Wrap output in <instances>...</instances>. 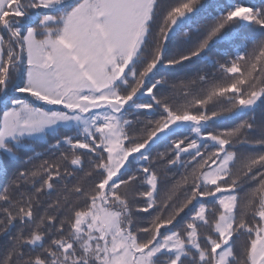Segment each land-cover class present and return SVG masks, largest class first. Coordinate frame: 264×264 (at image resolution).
Wrapping results in <instances>:
<instances>
[{"label": "snow or ice", "instance_id": "1", "mask_svg": "<svg viewBox=\"0 0 264 264\" xmlns=\"http://www.w3.org/2000/svg\"><path fill=\"white\" fill-rule=\"evenodd\" d=\"M0 264H264V0H0Z\"/></svg>", "mask_w": 264, "mask_h": 264}, {"label": "trees", "instance_id": "2", "mask_svg": "<svg viewBox=\"0 0 264 264\" xmlns=\"http://www.w3.org/2000/svg\"><path fill=\"white\" fill-rule=\"evenodd\" d=\"M259 114V113H258Z\"/></svg>", "mask_w": 264, "mask_h": 264}]
</instances>
